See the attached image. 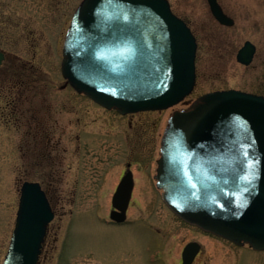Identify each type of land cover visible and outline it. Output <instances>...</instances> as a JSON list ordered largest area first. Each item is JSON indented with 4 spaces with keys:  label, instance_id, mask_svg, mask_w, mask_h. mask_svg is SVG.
I'll return each mask as SVG.
<instances>
[{
    "label": "rangeland",
    "instance_id": "1",
    "mask_svg": "<svg viewBox=\"0 0 264 264\" xmlns=\"http://www.w3.org/2000/svg\"><path fill=\"white\" fill-rule=\"evenodd\" d=\"M168 1L197 40L194 89L167 109L121 114L78 93L61 74L63 41L80 0H0V264L25 180L41 182L54 211L39 264H151L150 250L160 244L163 264H178L180 240L196 233L167 212L152 187L161 139L174 110L206 92L264 95V0H219L233 26L214 18L207 0ZM248 39L257 51L243 65L236 51ZM126 169L135 190L118 227L107 220ZM209 239L215 254L208 246L196 264H264V251Z\"/></svg>",
    "mask_w": 264,
    "mask_h": 264
},
{
    "label": "water",
    "instance_id": "2",
    "mask_svg": "<svg viewBox=\"0 0 264 264\" xmlns=\"http://www.w3.org/2000/svg\"><path fill=\"white\" fill-rule=\"evenodd\" d=\"M207 2L219 23L233 25L218 0ZM196 48L168 0H82L64 39L61 73L77 92L122 114L164 109L192 91ZM255 50L246 40L236 58L248 65ZM4 57L0 50V65ZM157 164L163 200L178 216L264 249L263 95L215 90L175 111ZM132 187L128 170L112 197V219L125 218ZM53 216L39 182L23 181L2 264H38Z\"/></svg>",
    "mask_w": 264,
    "mask_h": 264
},
{
    "label": "flooded vegetation",
    "instance_id": "3",
    "mask_svg": "<svg viewBox=\"0 0 264 264\" xmlns=\"http://www.w3.org/2000/svg\"><path fill=\"white\" fill-rule=\"evenodd\" d=\"M230 16V15H229ZM230 17H232V16H230ZM233 18V17H232ZM233 20H234V18H233ZM234 23H235V20H234ZM234 23H233V25H234ZM233 25H231V26H233ZM249 40V39H248ZM255 44V43H254ZM255 47H256V50H255V54H256V51H257V45L255 44ZM197 51H198V44H197ZM197 51H196V56H195V65H196V68H197V60H198V58H197ZM255 56V55H254ZM254 59V58H253ZM127 164H129V163H127ZM127 170V169H126ZM125 170V171H126ZM125 171H123V173H122V175L124 174V172ZM132 174H133V172H132ZM122 175H121V177H122ZM120 177V178H121ZM154 178V177H153ZM152 183V187H153V189L156 191V194H160V196H161V190L157 187V183H156V180H155V178L153 179V181L151 182ZM117 186V185H116ZM134 190H135V179H134V176H133V187H132V190H131V196H130V200H129V204H128V207H127V209H126V212H125V220L124 221H122V222H116V221H114V220H111L110 218L107 220V222L108 223H110V224H112V225H114V226H121V225H123L124 223H126V221H127V215H128V208H129V206H130V204H131V199H132V197H133V194H134ZM112 199V198H111ZM114 210V208L112 207V205H111V208H110V211H113ZM166 210H167V212L169 213V214H171L172 216H174L176 219H178L181 223H183V224H186V226H188V228L191 230V231H193V232H195L196 233V235L195 236H190V237H187V239L185 240L184 239V237H182V239L180 240V249H179V256L177 257V263L178 264H184V260L187 262L186 264H196L197 263V261L200 259V257L201 256H203V255H207L208 253H207V247H208V249H209V251H211V252H214V254H215V244H214V242H212L211 243V239H209V238H219V239H221V240H223V241H227V242H229L230 244L231 243H233L231 240H229V239H227V238H225V237H223V236H220V235H217V234H215V233H213V232H211V231H206V230H204V229H202V228H200V227H198V226H196V225H192V224H189V223H187V222H185L183 219H181L178 215H176L172 210H170L167 206H166ZM110 213V212H109ZM150 234V233H149ZM150 235H152V234H150ZM205 236V237H204ZM200 237H202V238H200ZM205 238L206 239H209L208 241H206L205 240ZM158 239H157V236L156 235H152V241L155 243V244H157L158 243V241H157ZM151 241V240H150ZM206 242V244L207 245H205V242ZM210 242V243H209ZM235 244V243H234ZM237 246H240V247H246V248H248V249H252V250H254L255 252H262V251H264V250H256V249H254L250 244H248V243H243V244H241V245H239V244H236ZM160 247H161V244H160ZM159 247V245H158V247H153L152 249L153 250H150V253H149V260L151 261V264H163V262L161 261V259H160V253H161V248ZM192 252H193V254H192ZM213 254V255H214ZM212 255V256H213ZM212 256H210V257H212ZM228 263V262H227ZM220 264H225V263H223V262H221Z\"/></svg>",
    "mask_w": 264,
    "mask_h": 264
}]
</instances>
